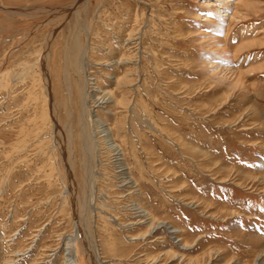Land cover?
<instances>
[{"label": "rangeland", "instance_id": "rangeland-1", "mask_svg": "<svg viewBox=\"0 0 264 264\" xmlns=\"http://www.w3.org/2000/svg\"><path fill=\"white\" fill-rule=\"evenodd\" d=\"M75 1L0 0V264H90L85 174L99 264H264V0Z\"/></svg>", "mask_w": 264, "mask_h": 264}, {"label": "bare ground", "instance_id": "bare-ground-1", "mask_svg": "<svg viewBox=\"0 0 264 264\" xmlns=\"http://www.w3.org/2000/svg\"><path fill=\"white\" fill-rule=\"evenodd\" d=\"M221 1V0H220ZM223 1V0H222ZM86 0H76L73 4H71L69 7H64L65 9H58V10H51V14H53V16L55 18H57L58 20H61V21H64L68 15H70L71 13H76L77 10H78V7L80 5H82V3H85ZM0 10L6 14H12V15H17V16H26V15H37V14H40V13H43L46 11V9L44 10H33V9H24V10H19V9H4L2 7H0ZM48 15V14H47ZM85 31V30H84ZM214 31V30H213ZM75 47H76V52L78 53L77 55V59H74V62H71L69 63L70 64V67L71 69H74L76 72L77 71H80V73L83 75L84 77V83L82 85V89H81V98L83 100V105H82V108L83 110H85V108L87 109V106H88V98L90 99H93V101L96 103L98 99H94V94L92 93L93 91H90V88L89 86L90 85V80L88 78V68L85 64V60H86V56L88 55L87 54V51H88V39L86 40V44L83 46V48L80 47V43L78 41V38H77V42L75 44ZM43 68V73H44V76H45V79L46 81L48 82L49 80V68L48 66H44L42 67ZM128 76H129V73H128ZM242 77V76H241ZM241 81V80H240ZM49 89V88H47ZM100 92V91H98ZM101 93V92H100ZM103 93V92H102ZM104 96L108 95V93L104 92L103 94ZM104 100V99H103ZM103 103V102H102ZM99 102V104H102ZM97 104V103H96ZM82 110V109H81ZM87 116V115H86ZM85 117V116H84ZM83 117V118H84ZM55 118V117H54ZM94 120L93 122L96 124V128H98V132L101 134L100 136H102V138L105 140V145L108 147V149H110L111 151L113 152H116L117 151V146L114 144V142L111 140V137H110V134H109V131L104 127L105 125H102L99 120H97L95 118L94 115H92V117ZM85 119H88L89 120V115L88 117ZM83 132L84 133H87L88 134V137L89 135V130H88V124H87V120H83ZM62 136V135H61ZM60 139H62V137H60ZM87 144V143H86ZM90 144V143H89ZM94 145V144H93ZM87 146V145H85ZM89 147V145H88ZM86 149V148H85ZM89 151V150H88ZM69 163V162H68ZM85 181H86V192H85V200H84V208H83V211L84 212H80L77 210L76 208V219L78 220V224L80 226V229H81V232L84 236L83 240H84V243H85V255L86 257H88V259L90 258L89 260V263L90 264H99L98 262V256L96 255L95 251H94V244L93 242L89 239V235L87 234V224H86V221H87V218H88V210H90L89 207V202L88 201V177L87 175L85 174ZM70 189V188H69ZM70 194V192H69ZM74 195V194H73ZM76 198V197H75ZM74 203V202H73ZM92 210V209H91ZM141 212H143L144 216L145 217H149V214L147 212H145L146 210H142V208H140ZM154 223L151 222L150 224V231L153 233L156 229L160 228V227H166L167 230H169L170 233H175L174 231H171L173 230L172 227H167L165 226L163 223H155V225L153 226ZM171 229V230H170ZM82 236V235H81ZM73 242L72 240L70 241L69 244H67L66 246V264H80V262L78 261V250L77 248L73 245H71ZM72 246V247H71ZM96 247V246H95ZM256 264H261V263H256Z\"/></svg>", "mask_w": 264, "mask_h": 264}]
</instances>
